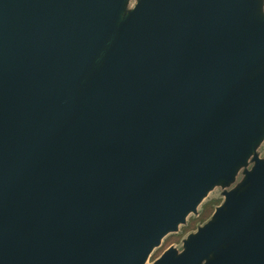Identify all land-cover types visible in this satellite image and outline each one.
Segmentation results:
<instances>
[{"label":"water","instance_id":"95a60500","mask_svg":"<svg viewBox=\"0 0 264 264\" xmlns=\"http://www.w3.org/2000/svg\"><path fill=\"white\" fill-rule=\"evenodd\" d=\"M128 2L0 0V264H145L215 187L152 264H264V0Z\"/></svg>","mask_w":264,"mask_h":264},{"label":"rangeland","instance_id":"374dc122","mask_svg":"<svg viewBox=\"0 0 264 264\" xmlns=\"http://www.w3.org/2000/svg\"><path fill=\"white\" fill-rule=\"evenodd\" d=\"M137 0H129L128 9L133 7ZM258 157L264 159V141L260 144L257 149ZM249 168V167H247ZM241 179V175L237 177V181ZM234 183L230 188L234 187ZM223 189L215 187L211 190L207 196L201 201L196 208V212L190 213L185 222L179 225L178 230L174 233L166 235L160 245L155 248L150 256L148 257L145 264H152L160 255L169 247L175 248L177 251L182 249L183 241L196 230L207 223L215 212V209L222 205L224 197L222 196Z\"/></svg>","mask_w":264,"mask_h":264}]
</instances>
